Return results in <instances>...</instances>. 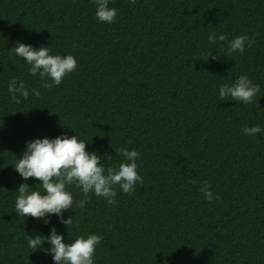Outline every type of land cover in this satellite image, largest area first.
<instances>
[{"label":"trees","instance_id":"trees-1","mask_svg":"<svg viewBox=\"0 0 264 264\" xmlns=\"http://www.w3.org/2000/svg\"><path fill=\"white\" fill-rule=\"evenodd\" d=\"M109 7L117 10L112 24L97 19L93 0H0V264H55L51 245L27 246V235L48 238L53 227L64 243L101 236L94 264H264V131H242L264 130V0ZM210 34L255 43L229 55L228 41L210 44ZM21 43L72 55L78 67L45 89L12 51ZM209 52L216 59L205 61ZM241 75L260 87L254 102L222 101L220 86ZM13 78L29 91L19 104L8 92ZM73 135L105 168L124 162L120 148L138 151L143 183L132 195L117 187L111 206L89 193L83 208L72 185L74 203L62 217L45 224L18 216L20 185L44 194L40 181L13 168L27 143ZM203 181L217 197L211 203ZM69 218L67 228L60 221Z\"/></svg>","mask_w":264,"mask_h":264},{"label":"clouds","instance_id":"clouds-1","mask_svg":"<svg viewBox=\"0 0 264 264\" xmlns=\"http://www.w3.org/2000/svg\"><path fill=\"white\" fill-rule=\"evenodd\" d=\"M129 2L135 4L136 0H129ZM93 3L96 5V17L100 22L108 24L115 22L117 10L109 7L110 0H93ZM208 40L210 44H215L217 41H228V37L226 34L218 37L210 34ZM254 43V36L251 39L247 35L235 37L228 41V54L239 52L242 55L246 46L251 48ZM12 51L30 66L31 76L38 75L41 81H44L45 89L59 86L78 67L74 56L51 55L49 47L36 50L21 43L15 45ZM220 53L223 55L222 52ZM209 59H216L213 52H209L205 57V61ZM49 80L51 82H48ZM8 92L12 102L16 104L21 103L20 98L24 100L29 98V91L24 82L15 78L9 81ZM32 93L36 97L41 95L37 89H33ZM259 93V85L254 84L247 75H241L235 83L221 85L219 88L222 101L230 98L231 101L240 102L243 105L253 103ZM255 102L258 107V100ZM242 131L246 136L254 137L264 130L260 126H253L244 127ZM87 145L76 135L71 138L60 136L51 140L35 139L27 143L26 151L13 168L25 181L30 178L40 181L44 194L39 190H33L27 184L20 185L15 201V212L18 216L24 218L30 216L38 221L43 220L45 224L50 223L45 219L46 217L52 215L62 217L64 212L72 209L74 203L72 193L67 190L72 185L79 188L85 197L77 202V207L83 208L88 202L89 193L103 198L111 206L117 203V187L124 194L132 195L136 185L143 183V178L137 171V161L140 158L138 151L120 148L118 152L124 158V162H121L118 168H105L99 155L89 154L86 151ZM199 191L209 203L217 198L211 191L208 181L201 183ZM60 222L68 228L73 218L61 219ZM63 241L64 237L58 235L54 227L48 238L40 235L33 238L27 235V246L33 249V252L43 249L44 244L51 245L50 249L45 251L52 255L55 264H94L97 246L101 244L102 237L92 234L87 238L81 236L73 243Z\"/></svg>","mask_w":264,"mask_h":264}]
</instances>
